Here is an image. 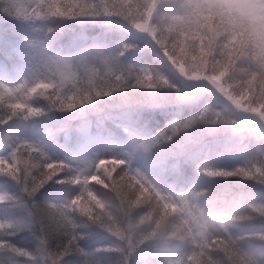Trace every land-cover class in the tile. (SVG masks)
Listing matches in <instances>:
<instances>
[{"label":"rangeland","instance_id":"374dc122","mask_svg":"<svg viewBox=\"0 0 264 264\" xmlns=\"http://www.w3.org/2000/svg\"><path fill=\"white\" fill-rule=\"evenodd\" d=\"M95 1L99 6L97 5V11L93 12L86 8L84 3L75 8L73 4L75 0H58V7L63 3L72 6L75 18L50 17L43 20L25 21L5 17L0 13V83L15 86L24 81L32 66L27 41L38 40L48 47L50 53H59L65 57L76 56L78 53L91 50L96 55L88 56L89 63L102 71L104 65L100 57L116 56V69L126 76L129 74L134 76L140 69L149 68L154 74L166 77L171 86L163 89L128 88L120 92V96L119 91L113 92L115 101L107 103L106 106L86 104L67 112L51 108L46 100L36 97L32 103L44 109L41 116L27 120L17 116L7 121L6 124L0 125V155H6L10 151L7 146L9 135L30 142H42L46 145L50 156L64 159L73 167H85L86 161L91 162L100 157L116 154L128 162L124 167L130 166L132 169L140 170L160 190L155 196L162 206L177 211L179 219L188 230L190 243L204 250V235H201V225L204 220L214 221L217 217L227 220V217L234 213L247 216L249 205L264 204V185L248 180L249 186L239 193L241 199L235 201L232 204L233 209L231 207L229 213L223 216L219 212H210L203 208L198 196L201 192L208 194L213 192L226 199L225 195L231 191L229 188L231 184L225 180L226 177L208 176L203 168L232 170L238 166L264 162V133L255 124L244 127L242 132H233L230 124H198L191 128L181 127L170 141L165 140L159 144L152 143V141L159 134L165 131L170 132V125L174 121L183 124L193 117H198L205 107L220 113L228 120L241 121L242 127L244 120L258 121L259 118L236 109L207 81L187 80L182 77L158 50V46L155 45L150 35L141 33L130 25L137 20H146L152 28L151 17L163 15L165 8L168 12L166 17L172 23L174 16L186 14L187 10L183 7L186 0H137L140 7L126 21L120 18L118 10L114 11L112 8L115 9L114 5L122 7L125 3H132L136 0ZM123 1L125 2L119 4ZM191 2L206 6L221 2L243 5L252 0H191ZM135 4L136 2L131 4L130 8H135ZM147 5H155L151 15L148 14ZM208 10V7H205V12ZM141 12L143 14L139 15ZM216 15L220 17L225 27H237L240 31H244L246 37H251L246 56H252V63H249L247 59L240 63L248 64V67L245 65L247 68L255 70L256 61L264 57V23L239 16L233 19L227 12L224 13V17ZM162 37L167 39L166 34H162ZM125 45H130V47L125 50ZM157 63L162 66L159 67ZM240 63L238 65L241 67ZM96 84L97 86L103 85L104 80L98 79ZM75 86L83 89L89 85L85 78L79 80ZM67 87L72 88L73 84L69 83ZM105 99V96L96 98L100 101ZM157 107H164L168 115H161L158 123L154 125L148 123L149 126H147L146 121ZM136 108L140 113L146 109L140 125L134 122L117 121L111 116ZM94 117L96 120H93ZM133 141L144 146L133 151ZM194 149H198L196 156H190ZM130 152L131 156L128 155ZM178 155H181L184 160L179 172L172 167V162ZM232 179L235 183L246 182L238 176L236 178L233 176ZM72 186L77 192L80 191V185L72 184ZM89 187L94 191L91 185ZM46 188L43 187V191L39 190L38 193L44 194L47 198L52 197L62 201L65 186ZM203 188L205 190L201 191ZM96 189L99 191V195H96L101 199L103 192L112 193L110 189L102 185L97 184ZM3 190L5 193L18 194L19 185L11 177L0 174V193ZM111 195L114 197V193ZM125 199L126 203L123 205L118 200L119 204L114 205L112 215L117 227L125 233L126 242L139 246L143 250H149L151 255L144 258L148 262L185 264L181 250L184 249V245L181 244V246L180 242L172 243L171 240L162 238L161 230L153 227L149 220L135 219L134 216L141 209V203L137 205L127 196ZM126 207L130 209H125ZM131 210L132 214H129ZM18 215V209L10 203H0V220L14 219ZM121 218H123L122 221ZM248 221H245L244 225L234 222L229 225L232 238L237 240L236 234L241 233L247 234L244 235L246 238L257 239L256 236L259 237V231L264 230V218L254 217ZM85 231L80 246L85 251L93 253L98 264H115L119 259V254L115 251L110 234L95 226L86 227ZM212 231L227 245V238L222 232ZM39 236L28 228L21 229L17 234L16 231L11 234L0 233V239L4 237L6 240L10 239L15 246L30 251L36 248ZM228 253L232 255L230 248ZM8 256H12L16 264H22L25 261L34 263L30 258L15 256L9 249H0V259H6ZM64 259L65 264H79L83 258L76 254ZM134 259L135 257L130 258V264Z\"/></svg>","mask_w":264,"mask_h":264},{"label":"snow or ice","instance_id":"6c2138e0","mask_svg":"<svg viewBox=\"0 0 264 264\" xmlns=\"http://www.w3.org/2000/svg\"><path fill=\"white\" fill-rule=\"evenodd\" d=\"M57 3L58 0H0V13L5 17L25 21L50 17L75 18L71 5L63 3L58 7ZM146 7L151 15L155 5ZM183 7L187 10L186 14L174 16L173 22L166 26L170 32L180 29L171 44L158 30L150 28L146 20H137L130 25L141 33L149 34L158 50L182 77L187 80L207 81L236 109L258 117L259 120H244L242 127L241 121L228 120L220 113L205 107L198 117H193L183 124L174 121L170 125V132L159 134L152 143L170 141L181 127L191 128L197 124H230L233 132H242L244 127L255 124L264 133V57L256 61L254 73L246 74L239 92L234 91L227 79L230 78L229 73L235 71L243 60L247 59L252 63V56H245L251 37H246L237 27L227 28L223 23L213 26L211 20L212 16L219 14L224 17L227 12L233 19L239 16L256 22L264 21V0H252L243 5L210 4L207 6V12L204 5L192 3L191 0H186ZM27 46L30 49L28 55L32 65L27 77L15 86L0 83V125L17 116L25 120L41 116L44 109L32 103L36 97L46 100L51 108L67 112L125 88L163 89L171 86L166 77L154 74L149 68L140 69L134 76H126L116 69V56L100 57L104 65L102 71L89 63L88 56L96 55L91 50L65 57L59 53H50L42 41L28 40ZM128 47L130 45H125V50ZM85 78L89 85L87 88L75 86L79 80ZM98 79L104 80V84L97 86ZM253 81H258L255 87ZM69 83L73 84L72 88L67 87ZM8 140L10 151L6 155H0V174L16 181L19 193H0V202L10 203L18 209L19 215L14 219L0 220V233L11 234L28 228L37 230L40 236L36 248L32 251L17 247L7 240L0 241V249H9L15 256L29 257L34 264H65L64 258L69 254L81 256L83 259L79 264H98L94 254L80 246V240L85 235L82 229L95 226L110 234L115 251L119 254L115 264H130L131 257H135L131 264H148L144 258L151 253L126 242L125 233L117 227L112 215L113 201L102 200L89 187L91 184H98L110 189L114 193V199L119 200L121 205L126 203L125 196L129 193L134 194L137 200L152 197L160 190L140 170L130 166L124 167L128 162L116 154L91 162L86 161L85 167H73L64 159L50 156L42 142H30L11 135ZM143 146L133 141V151ZM128 155L131 156L132 153ZM183 163L181 155H178L172 162V167L179 172ZM203 171L210 177L238 176L264 185V162L261 161L232 170L204 167ZM62 173L66 174L61 176ZM54 179L58 183L80 185L79 193L62 204L36 200L39 190ZM77 214L86 218V222L78 224L75 219ZM254 217L264 218V204L249 205L247 216H233L230 220L223 217H217L214 221L205 219L201 225V235L208 233L209 229L222 232L235 257L234 264H253L251 258H246L241 253L237 240L231 236L229 225ZM52 232L60 235V242L55 247L48 239ZM259 233L256 240L264 241V230ZM257 247L264 248V244ZM0 264H16V261L12 256H8L6 259H0Z\"/></svg>","mask_w":264,"mask_h":264},{"label":"trees","instance_id":"16d2710c","mask_svg":"<svg viewBox=\"0 0 264 264\" xmlns=\"http://www.w3.org/2000/svg\"><path fill=\"white\" fill-rule=\"evenodd\" d=\"M125 1H123V2H121L119 4H122ZM134 2H136L135 8L131 9L130 6ZM134 2L125 3V5H123L122 7H118L117 5H114L115 9L112 8V10H114V11L118 10L120 18L123 21H126V20H128L130 18V16H132L134 14V11L138 10V8L140 7V4L137 2V0L134 1ZM82 3H84V5H86V8L90 9L93 12H96L97 8H98L97 5L99 6L98 2H96L95 0H75V2L73 4H74V6L76 8L78 5L81 6ZM160 7H162V6H160ZM142 14L143 13L141 12L139 15H142ZM166 14H168V12L166 11V8H165V10L163 11V15H161L159 17H155V16L151 17L150 25L152 24L151 25L152 28L158 30V32L161 35L162 34H166L167 35V39L166 40L169 42V44H171L172 41L176 38L177 32H179L180 30L176 29L175 31H171V32L168 31V29L164 26V24H165V22H167V25H168V24L171 23V21L166 17ZM211 20H212L213 26H215L216 24L223 23V21L217 15L212 16ZM242 32L244 33V31H242ZM189 43L191 44L192 41H189ZM196 44L198 46L199 42L197 41ZM245 56H246V53H245ZM240 64H241V67L238 65L235 68V72L234 73H232V72L229 73L230 78L227 79V83L229 85H231L232 89L234 91H236V92H239L240 87H241V82L246 78V74L250 73V72H253V73L255 72L254 69L247 68L248 64L247 65L244 64V63H240ZM157 65L159 67L162 66L160 63H157ZM253 84H254V87H255L258 84V81H253ZM126 89H128V88L120 90L119 91V96H120V92H122V91H124ZM105 97H106V99L104 101H100V100H96L95 99L91 104L100 105V106H106L107 103L115 101L114 100L115 94H113V93L108 95V96H105ZM168 106H165V107L168 108ZM105 109H108V108H105ZM164 109H165L164 107H157L155 112L153 111V113H151L149 120L146 121L147 122L146 125L149 126L148 123L151 124V125H154V124L159 122V119H160L161 115H168L167 114L168 111H165ZM145 110L146 109H143V112L140 113V112H138L139 109L136 108V109H132L131 111L125 110V111H123V112H121L119 114L111 113V114H114V115H111V116H113L117 121L134 122V124L140 125L141 122H142L141 119L145 115V113H144ZM87 114H89V113H87ZM92 116H95V115H92ZM93 120H96V117H94ZM197 152H198V150H194L193 152H191L192 155L191 154L190 155L191 156H195L197 154ZM65 174L66 173H62L61 176H64ZM225 180L229 184H231L230 187H229L231 189V191H228V193L225 195V196H227L226 199H225L224 196L221 197V195L214 194L213 192L209 193V194L206 193V192H204V194H203V192H202V194L199 193L201 195V199H200V195L198 196L203 208H205L207 211H210L212 209L211 211L219 212L223 216H225V214L229 213V211H230V209L232 207V204H234L235 201L241 199L239 193L242 192L241 190H243L247 186H249L248 185V180L251 181V179H246V178H243V177H242V180L246 181L247 183L246 182H244V183L236 182L235 183L231 177H226ZM70 184L71 183H69V182L58 183L54 179L53 181H49L44 186V187H47L46 189H49L50 187L65 186V188H63V193H62V197H61L62 201H60L58 199H55V198H52V197L47 198L42 193H38V195H36L35 199L38 200V201H41V202L56 203V204H62V203H65L67 201H70L76 194L79 193L73 188L72 184L71 185ZM67 185H69V186H67ZM91 186L94 188L95 194L99 195L98 194L99 191H98V189H96L97 184H91ZM40 190L43 191V188L40 189ZM203 190L204 189H202L201 191H203ZM1 193H5V191L3 190ZM103 193H104V195H101L103 200L109 201V202L113 201L114 205H118L119 204V201L114 199V197L111 194H107L106 192H103ZM126 196H127V198H129L130 201H133L137 205L141 203L140 204L141 205V209L137 213V215L134 216L135 219H137V220H143L144 219V221L146 219L149 220L150 223L153 225V227H157L159 230H161V235H163L162 238H168V240H171V239L174 240L176 238L175 239L176 242H181L182 241L181 243L185 246L184 249H181L182 252H183V258H184V263L185 264H213V263L214 264H223V259L221 258L223 256H224V258H227V259H232L233 258L235 260V258L232 257V255L230 253H228L229 252L228 246L222 241L221 237L216 235V233L213 232L211 229H209L208 233H206L204 235L205 249L202 250V249H199L198 247H194L189 241L190 240V235L188 233L187 228L184 226L183 222L179 219L177 211L175 212L174 210L172 211L169 208L163 207L161 205L160 201L158 200V198L155 196V194L152 197H144V198L139 199V200H137L135 195L131 194V193L127 194ZM203 196H204V201L202 200ZM209 197H211V199ZM212 198H213V200H212ZM156 201H158V202H156ZM155 203H156V205H155ZM125 209H130V208L126 207ZM168 211H169V213H168ZM172 212L173 213L175 212V213L173 214ZM129 214H132V210H131V212ZM235 215L236 216H240L242 214H239V213L230 214V216L227 217V220H230L231 217H233ZM75 219H76L78 224H83V223L86 222V218L80 216L79 214L76 215ZM122 220H123V218H121V221ZM234 223L239 224V225H244L245 221L244 222L235 221ZM249 224H251V222H249ZM168 225H169V227H168ZM166 227H168V228H166ZM85 229H86V227L82 229V231L84 233H86ZM32 230L36 234L40 235L37 230H34V229H32ZM186 230H187V232H186ZM20 231L21 230L16 231V234L19 233ZM244 235H247V234H244ZM170 236H172V238ZM4 238L0 239V241L6 240ZM48 239H49L51 245L53 247H55L60 242V235L58 233H56V232H52V233L49 234ZM7 241H9L10 243L13 244V242L10 239L7 240ZM174 242L175 241H173L172 243H174ZM80 245H81V243H80ZM73 255H76V254H73ZM73 255L69 254L68 256H72L73 257ZM28 258L29 257H26V259H28ZM234 260H233V264H234ZM26 262L27 261L23 262L22 264H34V263H31V262H27V263Z\"/></svg>","mask_w":264,"mask_h":264},{"label":"clouds","instance_id":"9594fccd","mask_svg":"<svg viewBox=\"0 0 264 264\" xmlns=\"http://www.w3.org/2000/svg\"><path fill=\"white\" fill-rule=\"evenodd\" d=\"M228 3V2H221ZM207 7L206 5H204ZM264 23V21H261ZM164 26H167V22H165ZM223 39V38H222ZM57 54V53H52ZM237 235V244L241 249V253L246 258H251L253 264H264V248H258L257 246L260 244H264V241L256 240L254 237L245 238L243 233L236 234ZM223 259V264H233V260L221 257ZM148 264H156L155 261L148 262Z\"/></svg>","mask_w":264,"mask_h":264},{"label":"bare ground","instance_id":"6f19581e","mask_svg":"<svg viewBox=\"0 0 264 264\" xmlns=\"http://www.w3.org/2000/svg\"><path fill=\"white\" fill-rule=\"evenodd\" d=\"M151 25H152V24H151ZM153 25H154V24H153ZM125 97H126V96H125ZM123 100H124V98H123ZM121 102H122V101H121ZM125 106H126V105H125ZM130 107H131V106H130ZM130 107H129V108H130ZM214 109H215V108H214ZM154 118H155V117H154ZM224 145H225V144H224ZM194 150H196V149H194ZM197 150H198V149H197ZM191 155H192V154H191ZM191 155H190V156H191ZM203 155H204V153H203ZM195 156H196V155H195ZM262 159H263V158H262ZM259 162H260V161H259ZM261 162H262V161H261ZM186 171H187V170H186ZM177 174H178V173H177ZM171 178H172V177H171ZM173 178H174V177H173ZM175 178H176V177H175ZM231 178H232V177H231ZM235 178H236V176H235ZM233 179H234V178H233ZM203 189H204V188H203ZM204 190H205V189H204ZM198 192H199V191H198ZM201 193H202V192H201ZM201 193H200V194H201ZM111 194H112V193H111ZM200 194H199V195H200ZM203 194H204V193H203ZM212 196H213V195H212ZM215 196H216V195H215ZM263 196H264V195H263ZM207 197H208V196H207ZM219 197H220V196H219ZM221 197H222V196H221ZM205 198H206V197H205ZM209 198L211 199V197H209ZM200 199H201V195H200ZM219 199H220V198H219ZM222 199H223V198H222ZM158 200H159V199H158ZM198 200H199V199H198ZM202 200L204 201V196H203V199H202ZM208 200H209V199H208ZM212 200H213V198H212ZM104 201H105V200H104ZM115 201H116V200H115ZM108 202H109V201H108ZM156 202H158V201H156ZM214 202H215V201H214ZM227 202H228V201H227ZM216 203H217V202H216ZM159 204H160V203H159ZM159 204H158V205H159ZM217 204H218V203H217ZM153 205H154V204H153ZM155 205H156V203H155ZM161 205H162V204H161ZM213 205H214V204H213ZM215 205H216V204H215ZM207 206H208V205H207ZM211 206H212V205H211ZM223 206H224V205H223ZM225 206H226V205H225ZM228 206H229V205H228ZM234 206H235V205H234ZM226 207H227V206H226ZM221 208H222V207H221ZM223 209H224V208H223ZM232 209H233V205H232ZM234 209H235V207H234ZM158 210H159V209H158ZM211 210H212V209H211ZM211 210H210V211H211ZM214 211H215V210H214ZM232 211H233V210H232ZM232 211H231V212H232ZM241 211H242V210H241ZM165 213H166V212H165ZM168 213H169V211H168ZM172 213H173V212H172ZM174 213H175V212H174ZM174 213H173V214H174ZM169 215H170V214H169ZM132 216H133V215H132ZM235 216H236V215H235ZM169 218H170V217H169ZM172 218H173V217H172ZM171 220H172V219H171ZM166 221H167V220H166ZM166 221H165V222H166ZM136 222H137V221H136ZM133 223H134V222H133ZM181 224H182V223H181ZM231 226H232V225H231ZM168 227H169V225H168ZM168 227H166V228H168ZM166 228H165V229H166ZM183 228H184V227H183ZM153 232H154V231H153ZM153 232H152V233H153ZM186 232H187V230H186ZM240 232H241V231H240ZM160 233H161V232H160ZM168 233H169V232H168ZM173 233H174V232H173ZM135 235H136V234H135ZM166 235H167V234H166ZM169 235H170V234H169ZM171 235H172V234H171ZM256 235H257V234H256ZM162 236H163V235H162ZM164 236H165V235H164ZM213 236H214V235H213ZM165 237H166V236H165ZM170 237L172 238V236H170ZM173 237H174V236H173ZM256 237L258 238V236H256ZM58 238H59V237H58ZM245 238H246V237H245ZM166 239L168 240V238H165V240H166ZM175 239H176V238H175ZM175 239H174V240H175ZM188 239H189V238H188ZM171 240H172V239H171ZM220 240H221V239H220ZM136 241H137V239H136ZM143 241H145V240H143ZM189 241H190V240H189ZM138 242H139V240H138ZM172 242H173V240H172ZM175 242H176V240H175ZM181 242H182V241H181ZM181 242H180V243H181ZM139 243H140V242H139ZM141 243H142V240H141ZM183 243H184V242H183ZM186 243H187V242H186ZM181 244H182V243H181ZM181 244H180V245H181ZM187 244H188V243H187ZM182 245H183V244H182ZM182 245H181V246H182ZM171 246H172V245H171ZM175 246H176V245H175ZM184 247H185V246H184ZM145 250H146V249H145ZM148 251H149V250H148ZM186 252H187V251H186ZM150 253H151V252H150ZM72 255H73V254H72ZM73 256H74V255H73ZM223 257H224V256H223ZM214 258H215V257H214ZM232 259H233V258H232ZM232 259H231V260H232ZM154 260H155V258H154ZM212 260H213V259H212ZM233 260H234V259H233ZM206 261H207V260H206ZM204 262H205V261H204ZM207 262H208V261H207ZM213 262H214V261H213ZM26 263H27V262H26ZM213 264H214V263H213Z\"/></svg>","mask_w":264,"mask_h":264}]
</instances>
